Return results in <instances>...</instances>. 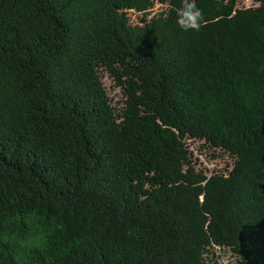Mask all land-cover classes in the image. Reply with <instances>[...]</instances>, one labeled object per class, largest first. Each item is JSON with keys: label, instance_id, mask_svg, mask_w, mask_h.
Here are the masks:
<instances>
[{"label": "trees", "instance_id": "obj_1", "mask_svg": "<svg viewBox=\"0 0 264 264\" xmlns=\"http://www.w3.org/2000/svg\"><path fill=\"white\" fill-rule=\"evenodd\" d=\"M0 0V264H264V0Z\"/></svg>", "mask_w": 264, "mask_h": 264}, {"label": "clouds", "instance_id": "obj_2", "mask_svg": "<svg viewBox=\"0 0 264 264\" xmlns=\"http://www.w3.org/2000/svg\"><path fill=\"white\" fill-rule=\"evenodd\" d=\"M177 24L183 31H199L202 27L203 12L195 0H182L181 7L176 12Z\"/></svg>", "mask_w": 264, "mask_h": 264}, {"label": "rangeland", "instance_id": "obj_3", "mask_svg": "<svg viewBox=\"0 0 264 264\" xmlns=\"http://www.w3.org/2000/svg\"><path fill=\"white\" fill-rule=\"evenodd\" d=\"M207 264H239L238 257L229 249H217V257Z\"/></svg>", "mask_w": 264, "mask_h": 264}]
</instances>
